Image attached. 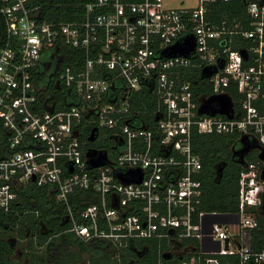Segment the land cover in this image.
<instances>
[{"label":"built area","instance_id":"1","mask_svg":"<svg viewBox=\"0 0 264 264\" xmlns=\"http://www.w3.org/2000/svg\"><path fill=\"white\" fill-rule=\"evenodd\" d=\"M230 1L236 0L167 7L164 0H96L75 4L82 18L56 21L32 0H4L0 222L19 188L36 182L68 205L71 230L86 242L120 248L133 239L167 238L173 251L176 245L183 254L195 252L177 264H233L235 257L236 264H264V246L255 244L264 215V0H243L242 17L211 16L213 5ZM189 35L196 41L191 57L163 54ZM59 45L84 50V60L62 65ZM206 67L214 68L206 83L188 77ZM53 79L67 92L66 107L48 99L41 109ZM205 85L211 92L199 97ZM142 90L159 96L154 127L133 125L139 114L131 111V94ZM208 101L210 111L200 113ZM226 107L229 114L219 112ZM85 114L112 131L116 155L106 150L108 161L99 167H89L90 147L79 139ZM195 131L235 134L247 149L237 211L201 209ZM254 151L258 161L249 160ZM137 170L141 182H123ZM78 189L97 200L76 216L70 202Z\"/></svg>","mask_w":264,"mask_h":264},{"label":"trees","instance_id":"2","mask_svg":"<svg viewBox=\"0 0 264 264\" xmlns=\"http://www.w3.org/2000/svg\"><path fill=\"white\" fill-rule=\"evenodd\" d=\"M96 0H32L34 4L42 6L41 14L48 20L73 21L83 16L81 5ZM4 0H0V52L6 47L9 36L5 15L1 12ZM212 17L217 20L225 16L246 15V6L243 0L216 3ZM63 52L62 65L80 64L84 58V50L59 45ZM52 53L44 55L50 58ZM58 74V73H57ZM54 75V79L57 76ZM189 78L206 83L200 70L194 69ZM54 79L46 90L49 95L41 96V109L44 102L55 101L61 108H65L67 92L58 89ZM207 91V92H206ZM206 92V93H204ZM209 85L200 87L199 97L209 95ZM233 94L237 96L233 89ZM131 111L138 113L137 122L133 125L149 127L156 125V109L159 107V96L154 92L142 90L131 94ZM80 124L79 139L86 142V147L105 149L109 156L114 157L113 141L110 139L111 130L99 127V134L95 141L89 138L96 122L87 121L84 115ZM193 150L201 158L203 168L200 175L202 180L201 209L208 212L227 213L238 210L240 173L245 168L239 159L242 144L235 134H205L195 131L192 136ZM249 160L258 161L254 152ZM72 197L70 205L76 216L91 202L97 199L90 191L80 190ZM99 201V200H98ZM260 226L255 231V244L264 246V215L260 213ZM80 220V219H79ZM82 222V221H80ZM102 223V222H100ZM72 222L69 219V208L65 202L57 199L56 192L48 185H38L28 182L18 190V198L8 211L1 212L0 222V264H18L14 258L16 245L14 239L26 240V253L33 264H76L80 253L89 252L90 260L83 264H177L189 259L195 252L179 254L172 250V244L167 238L133 239L128 245L115 248L103 242H86L76 232L71 230ZM105 246L107 248H105ZM41 248H45L42 250ZM73 248H77L74 251ZM235 263L238 257L232 258Z\"/></svg>","mask_w":264,"mask_h":264},{"label":"water","instance_id":"3","mask_svg":"<svg viewBox=\"0 0 264 264\" xmlns=\"http://www.w3.org/2000/svg\"><path fill=\"white\" fill-rule=\"evenodd\" d=\"M196 47V41L195 38L192 35H189L186 37L184 42L178 41L174 45H172L167 51H164V55L167 57L171 56H186V57H191V55L194 53ZM223 65V64H222ZM214 68L213 67H206L204 69V72L202 74V77H209L213 74ZM226 98V99H225ZM221 99L229 101L230 99L227 97H221ZM211 101H208L205 105H202L200 108V113L204 112H209L210 111V106L209 103ZM227 108V107H226ZM219 110L221 113H226L229 114V109L227 108ZM217 111L212 110V114H215ZM99 134V128L96 127L93 129L92 134L89 138L90 141H95L97 135ZM247 149L243 148L241 152H239V159L242 161L244 158V155L246 154ZM87 155L91 157L89 160V167H99L102 165H105L108 161V155L106 150L98 149L95 147H90V149L87 152ZM259 158L264 160V151L259 154ZM138 176L134 177H124L122 178L123 182L125 183H131V182H141L143 179V174L140 170H137ZM263 178H264V169H263Z\"/></svg>","mask_w":264,"mask_h":264},{"label":"rangeland","instance_id":"4","mask_svg":"<svg viewBox=\"0 0 264 264\" xmlns=\"http://www.w3.org/2000/svg\"><path fill=\"white\" fill-rule=\"evenodd\" d=\"M199 0H164L165 6L167 7H182V6H189V7H196L198 5ZM257 156L259 154L258 151H254ZM253 152V153H254ZM13 244L16 245V251L14 258L18 261V264H33L29 255H27L25 247H26V240L14 239ZM105 248H107L105 246ZM44 250L45 248H41ZM74 251H77V248H73ZM179 254H182L185 250H182L181 247L175 245V250ZM90 260V253L89 252H82L80 253V259L76 264H83L85 261Z\"/></svg>","mask_w":264,"mask_h":264},{"label":"flooded vegetation","instance_id":"5","mask_svg":"<svg viewBox=\"0 0 264 264\" xmlns=\"http://www.w3.org/2000/svg\"><path fill=\"white\" fill-rule=\"evenodd\" d=\"M58 89L61 90V91H64V87L62 84L58 85ZM102 149V148H101ZM104 149V148H103Z\"/></svg>","mask_w":264,"mask_h":264}]
</instances>
